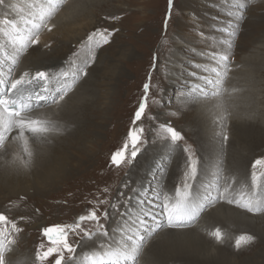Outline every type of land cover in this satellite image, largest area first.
Segmentation results:
<instances>
[{"label":"rangeland","instance_id":"obj_1","mask_svg":"<svg viewBox=\"0 0 264 264\" xmlns=\"http://www.w3.org/2000/svg\"><path fill=\"white\" fill-rule=\"evenodd\" d=\"M23 1H28L25 9L21 7ZM86 1H95V13L91 19L98 21L97 32L101 30L102 37L91 42V51L85 45L71 48L78 55L79 61L68 66L73 69L70 71L73 77L69 78L68 75L63 94L74 91L80 83L87 82L92 77L90 86L84 84L86 87L83 90L90 97L89 93L94 87L92 81L95 79V100L90 105L92 109L95 108L94 126L88 125L81 130L84 138H92L93 141L89 143L90 147L87 146L89 150H78L77 156L66 160L69 164L64 171L47 179L44 182L45 188L39 186L38 190L37 186V190L26 196L9 193L6 184L0 188V213L7 217L6 222H0V242L3 244L0 248V264L6 262V256L12 251L13 256H18L25 264H54L55 255L46 261L37 259L38 252L53 246L44 236V229L75 224L79 212L87 215L90 209H96L97 216L100 217L99 224L104 225L102 231L107 233L111 222L133 224L138 212L131 209V202L141 193L138 186L143 184V178L147 176L146 192L155 191L161 198L160 203L166 198H172L182 210L175 211V206L172 207L175 217L181 220L174 226H169L168 221L160 228L181 229L186 240L181 238L182 234H176L180 237L178 241L175 234L159 232L162 230L160 228L155 232L150 231L147 242L137 246L140 249L134 264H191L190 260L194 256L198 260L204 258L198 264H264V173L255 175V180L253 176L239 178V175L227 172L228 163L225 159L227 145L234 142L230 120L235 113L232 107L236 108V96L232 99L234 92L237 95V90H234L247 89L245 92L253 95V98L259 97V101L257 97L255 99L264 109V14L259 5L261 0H173L171 6L169 0H120L119 3H112L120 6L123 13L113 16H103L100 12L104 0H83V3L79 0H0V28L14 10L21 12L18 17L17 14L14 16L17 19H27L26 27L31 26L34 28L32 33L37 34L40 22H50L64 10L78 12L80 8L87 6ZM45 11L49 12L48 15L51 14L46 20L43 17ZM200 16L203 17V22L217 19L221 26L218 31L222 30L228 37H232L230 40L236 50L234 58L215 63L211 57L203 54L204 46L198 38ZM9 23H12V19H9ZM258 24L259 32L254 35V26ZM209 29H213V26ZM105 31L113 33L107 37L110 40L107 44L103 42ZM1 37L3 35L0 33ZM22 42L15 39V43L10 45H13V50H20ZM24 43L28 46L20 52V58L14 67L22 65L24 57L40 50L28 37ZM241 46L244 49L239 54ZM66 53L67 58L70 52ZM93 53L94 59H89L85 68V56ZM182 56L184 60H178ZM5 57L10 61V57ZM257 61H260L259 65ZM211 62L215 63L217 70L225 69V87L221 93L213 95L211 100H204L196 96L200 86H195L189 80L197 78L198 73L204 72L205 66ZM175 63L181 65L178 72L173 69ZM4 66V71L10 72L13 69ZM255 67H258L257 70ZM145 83L149 84L146 111L142 120L133 125V115L144 97ZM7 86H2L0 95L7 93ZM73 122L75 123L74 120ZM135 126L144 130L142 143L139 145L140 153L133 163L125 162L119 168L114 167L110 163L111 155L124 146L129 130ZM168 126L179 131L183 140L173 142L166 131ZM62 144L67 145L66 142ZM185 148L191 150L197 164L196 176L191 181L187 180L190 188L186 194L182 185L186 180L185 173L190 170L189 153L184 151ZM70 149L67 148L65 153L74 155L75 150L71 149V152ZM131 150L128 149L129 158ZM259 153L261 152L255 151V154ZM260 163L261 161H251L252 174L257 173ZM262 164L259 172L264 171V163ZM1 169L0 171H4ZM157 184L159 187L155 189ZM177 188L184 197L177 199ZM222 194L228 195V198L220 202L218 197ZM150 196L151 193L143 194V199H153ZM221 204L252 215L254 224L236 214L223 219L224 216L214 213L215 208H219ZM104 211L108 212L107 218L102 215ZM125 212L129 215L122 217L121 214ZM200 220L203 227L195 229L194 222ZM81 228L89 235L85 236L84 232L77 229L75 232L69 231L67 237L68 242L76 249L73 258L78 264H102L91 262V257L102 250H118L117 245L123 250H129L135 245L127 238L122 242L125 245L118 239L107 240L105 244L99 245L108 235H101L96 222L85 221L81 223ZM187 238L191 240V246H187L190 243ZM93 239L96 242H92ZM92 244L96 246L91 250ZM194 244L198 246L197 251L192 250ZM64 256L67 260L68 253L65 252Z\"/></svg>","mask_w":264,"mask_h":264},{"label":"bare ground","instance_id":"obj_2","mask_svg":"<svg viewBox=\"0 0 264 264\" xmlns=\"http://www.w3.org/2000/svg\"><path fill=\"white\" fill-rule=\"evenodd\" d=\"M116 1L117 3H119L120 0H106V1L104 0V5H101L103 9L100 10L103 16H113L118 13L119 14L123 13L120 6L112 3ZM79 2L83 3V0H79ZM86 4L87 6L80 8L78 12L77 11L71 12L70 10L69 12H67V10H64L63 12L58 13L57 16L55 15V17H53L50 22L46 21L43 22V24H41L40 22L38 24V29H37L40 33L37 32V34L32 33V30H34V28H31V26L28 25L26 27L25 24L28 22L27 19L24 18L17 19L14 16L17 14L16 16L18 17L19 13H21L14 10L9 16L6 17L8 19L4 20L5 22H3V25L0 28V33L3 35V38L2 37L0 38V79H3L5 81V84L8 85L6 88L10 87L11 80L18 79L20 75H22L23 72L25 71L29 72L30 76L35 75L36 72H46L49 74L47 80L34 82L32 85L27 86V90L24 92L25 98L29 97L30 95H33V99L31 100V109L29 111L30 118L40 120L42 122H47L48 123L47 131L41 133H32L30 131L25 130V135L20 137L19 131L15 127H12L9 131L4 130L7 122V114L4 113L3 116H0V132H3L5 137L3 141H0V168L4 169V171H0V188H2L3 185L6 184L9 187L8 192L11 194L17 193L20 196L23 195L26 196V195H30V192L33 193L34 190H37V186H38V190L40 189L41 186L45 188L44 182L47 179L51 178L52 176H55L54 174L58 175L61 171H64L67 164H69L68 161L72 157L74 158L75 155L77 156L78 150L81 152L83 149L87 148V146L90 145L89 144L90 142L93 141L92 138L90 139L84 138L85 136L81 135V130L85 129L84 127H87L88 125L92 127L94 126L93 124L95 119V108L92 109L93 107H91L90 105L95 100V79L94 81H92L94 87L91 88V92L89 93L90 97H87L86 94L84 93L85 91L83 90L86 87V85L84 84L87 83V85L90 86L92 77L89 78L87 82L81 81L82 84L80 83V85L77 88H75L74 91L63 94L64 84L66 80L73 77V75L70 74V71H73V69L68 68V66L69 64L72 65L79 61L78 55L74 56L73 55L74 53L72 52L71 48L72 47L78 48L82 45H85L83 44V42L87 41L88 36L91 35L92 33H96L97 30L99 29L98 21H94V20L92 21L91 19V16L94 15L95 13V1H89V2L86 1ZM259 5L261 6L262 14H264V0H261ZM26 6H28V1H23L21 7L25 9ZM15 8L16 6H14V9ZM86 8H90V9L87 10ZM201 8L203 9V11L206 10L205 7L203 6ZM48 13H49L48 11L47 12L45 11V13L43 14L45 20L46 18L51 17V14L48 15ZM37 17L39 19L41 18V16L39 17L38 15ZM202 18H203L202 16L199 17L200 23L198 24L199 25L198 30H200L199 31L200 36H198V38H200L199 41L204 46L203 54L211 57L212 61H214L215 63L216 62L220 63V61H223L221 57L225 55L228 57L227 61L231 58H234L236 56L235 55L236 50L234 49V45L230 40L232 37L231 36L228 37L226 34L222 32V30L218 31L220 30L221 26L218 23L217 19H211V20H207L206 22H203ZM9 19H12V23H9ZM208 26L210 27L213 26V29H209L210 27ZM259 26H260L259 24L257 26H254V31H253L254 35L258 34ZM49 28H51V30H49ZM98 32L101 33L102 35L101 30ZM26 36L28 37L29 40L33 41L34 44L38 45L40 47V50H35L31 56L24 57L22 60V65L14 67L13 65H15V62L20 58L21 53L20 50L18 49L13 50L12 49L13 45L11 46L10 44L15 43V39L26 42V38H27ZM100 37L102 36L96 35L94 39L97 40ZM37 40L39 41V43H35V41ZM242 49H244V46H241V48L239 49L238 51L239 54L242 53ZM67 51L70 52V56L66 58ZM5 55L10 57V61L7 60ZM178 60L182 61L184 60V57L183 56L179 57ZM215 63L211 62L207 64L203 70L204 72L198 73L197 78L193 80H189L194 85L196 84L197 86H200V91L198 90L199 94H197L196 96L200 97L201 99L211 100L212 99L211 97L213 95L221 93L223 87H225L224 86V83L226 81L225 69L222 68L217 70L218 68H216ZM257 63L259 65L260 61H257ZM4 65L8 69H11L12 67L13 69L10 72L4 71L2 70L3 69L2 66ZM180 68L181 65L179 63L177 64L175 63L173 69H177L178 72ZM257 68L255 67L256 70ZM260 68L261 67H259V69ZM206 80H211L213 81V83L208 84L206 83ZM1 89L2 86H0V90ZM254 89H256V86ZM236 90H237V95L236 92H234V94H232L233 97L232 99H235L234 98L235 96L237 99V96H239L237 99L239 102H237V100L235 99L236 108L232 107L233 110L235 109V113L234 116L232 114L230 118L233 127L231 136L232 139H234V142L229 143L227 145L226 147L227 149L225 152L226 154L225 159L228 163L227 172L229 173L230 171L231 173H234V175H239V178H241L243 176H253L251 172L252 167L250 166L251 161L256 160L258 163L259 161H264L263 160L264 145H262L264 144V109H262L263 105L259 106V103L255 99V97H257L259 101L258 96H255L253 98L252 97L253 95L251 96L249 93L245 92L248 91L247 89L246 90L235 89L234 91ZM14 91L15 90H13V94L4 93L2 95H4V98L7 99L16 98L19 102V97L15 96ZM239 92L242 93L239 94ZM37 93L40 94L42 97H46V99H43L42 101H37L34 98V94ZM54 98H55V102H54ZM0 112H2V110H0ZM73 120L75 121V123L73 122ZM135 127L137 129L139 128L138 126ZM51 140H53L54 144ZM62 142H66L67 145L66 146L63 145ZM67 148L74 149L75 150V152H73L74 155L71 156L67 155L65 153ZM256 150L260 151L261 153L255 154ZM3 155L6 156L3 157ZM261 164L262 163H260L258 169H256L257 173L255 175H263L264 171L259 172L260 171L259 169L260 168L262 169L263 167V164L262 165ZM38 172L39 174L37 175ZM209 174L210 172L206 174L205 178H207ZM148 179L149 176L143 178L144 180L143 184L138 186V188L141 190V193H138L139 195L131 202V209H134L135 210V211L133 210L134 212H138L133 224L131 223L128 225L126 224V222L123 221H119V223L117 224L116 223L113 224V222H111L110 224L111 226H109V230H108L109 232L107 238L102 243H99V245L103 243L105 244L107 240H111V239H115V240L118 239L122 243L127 235L132 234L137 230V228L140 227L138 224L139 219H146L148 222V227L153 232H155L157 228L159 229L160 227L168 223L169 220L166 218L165 214L162 212V209L159 207L160 204L159 201L161 198L157 196V193L155 191L146 192L148 186L147 185ZM209 179L212 178L209 177ZM189 181H191V179H189ZM213 183H216V181ZM158 187L159 185L157 184L155 189H157ZM146 193L147 194L151 193L150 197H153V199L149 197H145L146 199H151L156 202V205L152 207L151 210L154 212L157 219L159 220V224L157 227L154 228L152 226L151 219L144 215V213L148 211V209L142 208L138 204V200H137L143 198V194ZM224 194L220 195V197L217 196L220 202L228 198V195H224ZM168 199L169 201L172 200V198H168ZM171 202L172 204L170 207L175 206L176 208L178 205L177 201L172 200ZM178 210L181 209L178 208ZM175 211H172V215H171L172 224H178L179 221L181 220V219L178 220L175 217ZM214 213H218L221 216H224L223 219L235 214L237 216L243 217L244 219H248L249 222L250 221L252 222L254 219V217L252 215H249L247 212L246 213L241 212L238 209L234 210L232 208L225 206V204H221L219 208H215ZM80 215H84V213L83 212L77 213L76 219ZM112 219L114 220L113 217ZM195 222H194L195 229H201L203 227V223L201 224V220L196 223ZM164 228L163 229L160 228L162 230H159V232L162 231L163 233L165 232L169 234H175V236L176 234L177 235L180 234L181 236V234L183 233L181 229L174 228L170 230ZM186 228L184 227V229ZM186 230L189 229L187 228ZM186 230L184 231L186 232ZM141 234H143V230L141 231ZM188 234H190L191 236L193 235L191 233ZM182 235L183 236L181 238H184V234ZM196 236H198V234ZM149 237H150L149 233L145 232L142 243L136 242L135 245L131 246L129 250L128 249L123 250L120 248L119 245H117V247L119 248L118 250L115 251L112 250V252L109 250H102L99 252V254L92 256L90 261L91 262L96 261L102 264H114V263L134 264V262H136V254L140 249L137 246H140L141 244L147 242ZM177 239L178 241H180V237H177ZM188 240L190 239L187 238V241ZM233 241L231 242L235 243ZM92 242H96V241H94L93 239ZM184 242L186 243V241ZM189 242L190 243L187 246H191V240ZM83 243L87 244L85 242ZM122 245L125 244L122 243ZM95 246L96 245L92 244L91 250L94 249ZM180 247L183 249L182 245ZM196 247L198 246L196 245L192 246V250L197 251ZM12 252L8 256H6L7 258L5 257L6 258V262L4 261L5 263L1 261L3 262V264H25L20 260L18 256H13ZM194 257L195 258L192 257L193 259L190 260L191 264L202 262L204 259L202 256H201L203 258L202 260H198L196 256ZM9 258L12 261L9 260ZM222 263L224 262L222 261Z\"/></svg>","mask_w":264,"mask_h":264},{"label":"snow or ice","instance_id":"obj_3","mask_svg":"<svg viewBox=\"0 0 264 264\" xmlns=\"http://www.w3.org/2000/svg\"><path fill=\"white\" fill-rule=\"evenodd\" d=\"M173 3V0H169V5L171 6ZM51 30V28H49ZM113 33L105 31V39L104 43L107 44L110 42V40L107 37H110ZM96 35H101V33H92L88 36L87 42L85 43V47L89 48V45L91 42H93V39ZM35 43H39V41H35ZM28 44L22 42L20 46V52H23L27 48ZM89 51L91 49L89 48ZM76 54H74L75 56ZM94 59V53L91 56L86 55L84 61L85 68L88 66V60ZM221 59L223 61H226L228 57L222 56ZM199 67V65H197ZM226 67V65H225ZM87 73L85 72V75ZM195 74V73H193ZM49 77V74L46 72H36L35 75L30 76L29 72L25 71L18 79H13L10 82V87L7 90V94H13V90L16 97H19V102L16 98L7 99L4 98V95H0V116H3L4 113L7 114V122L5 131H9L12 127H15L19 131L20 137L25 135V130L30 131L32 133H41L48 130V123L42 122L40 120L31 119L29 115V111L31 109V100L33 99V95H30L29 97L25 98L24 92L27 90V86L32 85L36 81H43L47 80ZM206 83L211 84L213 81L206 80ZM5 84V81L3 79H0V86H3ZM144 89V97L141 98V101L139 103V106L137 110L135 111L133 115L132 123L135 125L138 121H141L144 117L146 107H147V97H148V91H149V84L145 83L143 86ZM5 94V95H7ZM34 98L37 101H42L43 99H46V97H42L40 94H34ZM55 102V98H54ZM143 129H137L136 127H133L128 132L127 141L125 142L124 146L114 152L111 155L110 163L114 167H121L125 162L128 164L133 163L135 161L136 157L140 153L139 145L142 143V134ZM167 133L170 135V139L173 142H179L183 140V135L177 131L175 128L168 126L166 128ZM5 139L3 132H0V141H3ZM131 148L130 152V158L128 154V149ZM185 152L189 153L188 160H189V172L185 173L186 180L183 184V192L186 194L190 188V184L187 182L189 179H193L196 176L197 172V164L195 159L193 158L191 154V150L189 148L184 149ZM261 163H264V161H261ZM253 179L255 180V174H253ZM107 191V189H105ZM177 199H180L184 197L185 195H181V190L177 188ZM123 195V194H121ZM129 199H132L129 197ZM100 203H104V201H100ZM138 204L142 208L148 209L144 213L145 216L149 217L152 221V226L157 227L159 224V220L157 219L154 212L151 211V208L156 205V202L151 199H139ZM172 202H170L167 198L163 203L159 204V207L162 209V212L165 214L166 218L169 220V226H174L172 224L171 215L172 211L174 210L170 205ZM175 210H178V205ZM102 215L107 218L108 212L104 211ZM122 217L129 215V213L125 212L121 214ZM179 219V217H177ZM100 217L97 216V210L96 209H90L87 213V215H80L78 217V220L75 224L71 225H56L54 227H48L44 229V236L48 238V241L51 245H53L50 249L46 251H40L37 253V259L41 261H46L50 257L54 256L56 257V264H78V262L73 258V254L76 252V249L68 242V233L69 231L75 232L77 229H79L81 232H84L85 236H88L89 233L81 228V223L85 221H94L99 225L98 231H100L101 235L107 236V231H102L104 229L103 224H99ZM7 221V217L0 213V222L4 223ZM139 228L135 232H133L130 235H127V240L133 244L136 242L143 241L144 233L150 232L151 229L148 227V222L146 219H139L138 220ZM15 227V225H13ZM143 230V234H141V231ZM55 234V235H54ZM0 241H2V237H0ZM0 247H3L2 242H0ZM41 248H43V245H41ZM68 253V258L65 260L64 253Z\"/></svg>","mask_w":264,"mask_h":264},{"label":"water","instance_id":"obj_4","mask_svg":"<svg viewBox=\"0 0 264 264\" xmlns=\"http://www.w3.org/2000/svg\"><path fill=\"white\" fill-rule=\"evenodd\" d=\"M54 264H56V261H55V263Z\"/></svg>","mask_w":264,"mask_h":264}]
</instances>
